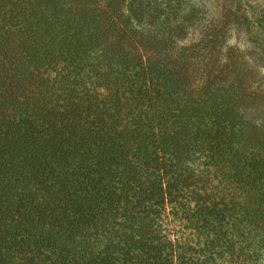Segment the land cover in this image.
Segmentation results:
<instances>
[{"label":"trees","instance_id":"obj_1","mask_svg":"<svg viewBox=\"0 0 264 264\" xmlns=\"http://www.w3.org/2000/svg\"><path fill=\"white\" fill-rule=\"evenodd\" d=\"M216 2L0 0V264H264V2Z\"/></svg>","mask_w":264,"mask_h":264},{"label":"rangeland","instance_id":"obj_2","mask_svg":"<svg viewBox=\"0 0 264 264\" xmlns=\"http://www.w3.org/2000/svg\"><path fill=\"white\" fill-rule=\"evenodd\" d=\"M199 2H201L202 4L209 6L210 8V16L213 19L214 17H216L217 12H218V6L219 4L216 2V0H198ZM258 2H264V0H257ZM247 37L246 35L243 33V31L241 30H233L230 33V37L227 41V45L229 47H232L236 50L242 51L244 52L246 55L249 56V54H251V52L254 51V48L251 46V44L247 41ZM249 53V54H248ZM262 68L259 69V73L261 75L264 74V64H262Z\"/></svg>","mask_w":264,"mask_h":264}]
</instances>
